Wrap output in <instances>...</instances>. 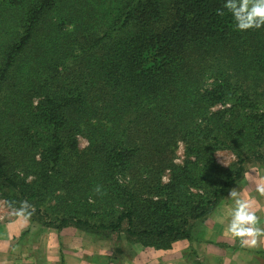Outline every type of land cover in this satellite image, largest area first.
<instances>
[{"label":"trees","instance_id":"trees-1","mask_svg":"<svg viewBox=\"0 0 264 264\" xmlns=\"http://www.w3.org/2000/svg\"><path fill=\"white\" fill-rule=\"evenodd\" d=\"M223 3L0 0V197L46 228L201 238L246 164L264 168V28Z\"/></svg>","mask_w":264,"mask_h":264},{"label":"crops","instance_id":"crops-1","mask_svg":"<svg viewBox=\"0 0 264 264\" xmlns=\"http://www.w3.org/2000/svg\"><path fill=\"white\" fill-rule=\"evenodd\" d=\"M255 168L246 169L244 186L239 193L252 202L264 226V196L255 190L257 183L264 182V171ZM228 193L226 202L206 219L207 233L203 237L192 242L177 240L164 250L140 245L151 253V259L147 252L140 255L144 257L142 261L128 256L123 260L108 247L105 239L73 226L60 230L39 228L28 220L24 222L20 215L6 216L7 220L0 219V264H264V237L258 238L255 247H241L238 238L225 232L232 206ZM136 245L139 244L133 247ZM159 251H163L162 258Z\"/></svg>","mask_w":264,"mask_h":264},{"label":"clouds","instance_id":"clouds-1","mask_svg":"<svg viewBox=\"0 0 264 264\" xmlns=\"http://www.w3.org/2000/svg\"><path fill=\"white\" fill-rule=\"evenodd\" d=\"M223 7L227 9L235 22V28L239 31L264 28V0H224ZM256 192L264 196V182L257 183ZM100 191L99 186L96 189ZM228 198L232 201L228 213L225 232L239 239L241 247H255L258 238L264 237V226L260 224V217L252 207V202L241 197L235 189H230ZM28 201H20L16 209V215H31Z\"/></svg>","mask_w":264,"mask_h":264},{"label":"rangeland","instance_id":"rangeland-1","mask_svg":"<svg viewBox=\"0 0 264 264\" xmlns=\"http://www.w3.org/2000/svg\"><path fill=\"white\" fill-rule=\"evenodd\" d=\"M220 106V105H219ZM218 106V107H219ZM217 107V106H216ZM221 107V106H220ZM77 143H78V147L81 149L83 147L86 146V141L83 137H80L78 136L77 137ZM215 160L217 162H219L221 165L223 166H227L231 161L234 160V156L233 154L229 151V150H226V149H222V150H217L215 151ZM182 158H183V155H182V144L179 142V147L177 149V152H176V162H181L182 161ZM249 166H253V168L257 167L258 170H263L264 171V168L261 167V166H258L255 164V162H249L246 164V169L249 167ZM245 169V171H246ZM255 171L256 168L254 169ZM245 174V172H244ZM167 178V173H165L164 175V180H166ZM252 182H257L253 179H251ZM244 184V177L242 178V180L236 184H234L231 188L232 189H235L237 190L238 192H242V189H243V185ZM230 188V189H231ZM228 193V192H227ZM227 195V194H226ZM224 199H226V196L224 197ZM224 199L221 201V203L219 205L222 204V202L224 201ZM226 201H224L225 203ZM218 205V206H219ZM16 207H13L9 204H7L4 199L2 197H0V219H3V220H7L6 216H15V211H16ZM214 212V211H213ZM212 212V213H213ZM211 213V214H212ZM210 214V215H211ZM24 218V222H27V220L31 223V224H37V226H39V228L43 227L42 225L36 223V222H33L31 221L30 217L29 216H23V215H20ZM209 216H207L203 222V227H200V230L199 233H197L195 236L197 237H203L207 231H206V225H205V221L206 219L208 218ZM34 227V226H33ZM43 228H46V227H43ZM57 230H60V229H57ZM87 233V232H86ZM92 236H96L92 233H88ZM102 238V237H100ZM102 239H105L106 240V244L108 245V247L112 248L111 250H115V253L119 254L121 256V258L124 260L125 257H131L133 260L136 259L138 257V260L139 261H142L141 259L144 258V257H141L140 255H144L145 252H147L145 249H143L142 247H140L141 244L139 243H135L133 241H131L128 237L126 236H122L121 238L119 239H107V238H102ZM181 240V239H180ZM134 244H139V245H136V249L133 247ZM142 246V245H141ZM145 247V246H144ZM147 247V246H146ZM172 247V246H171ZM152 248V247H151ZM155 249V248H154ZM160 250H164V249H160ZM160 255H161V258H162V252L163 251H159ZM138 254V255H137ZM147 256L149 259H151V253H148L147 252ZM140 256V257H139ZM147 258V257H146Z\"/></svg>","mask_w":264,"mask_h":264}]
</instances>
